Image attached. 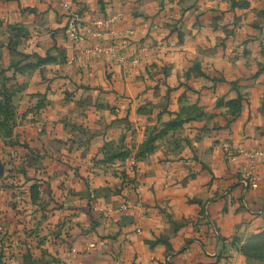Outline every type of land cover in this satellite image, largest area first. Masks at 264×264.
Returning <instances> with one entry per match:
<instances>
[{"label": "crops", "instance_id": "1", "mask_svg": "<svg viewBox=\"0 0 264 264\" xmlns=\"http://www.w3.org/2000/svg\"><path fill=\"white\" fill-rule=\"evenodd\" d=\"M61 1L0 0V80L52 209L0 186V264H264V158L249 188L235 149H264V0H63L115 17L79 43Z\"/></svg>", "mask_w": 264, "mask_h": 264}, {"label": "rangeland", "instance_id": "2", "mask_svg": "<svg viewBox=\"0 0 264 264\" xmlns=\"http://www.w3.org/2000/svg\"><path fill=\"white\" fill-rule=\"evenodd\" d=\"M263 39H264V29L260 39L261 48L264 56ZM0 83H1L0 86V186L6 188H16V187H23L27 184L32 185L33 183H36L38 188H36L33 194V198L31 197L36 204L35 206L29 207V209H31L32 211H30L25 206H23L19 210L25 209V211H28L26 213L27 215H32L36 219L39 218L43 219L49 216L52 209L49 208L47 209L45 206L44 193H47L46 186L45 189H43L44 191L42 192L40 191V187L42 186L44 188L43 185L45 184H48L49 186V180L46 175L44 176L42 175V177L39 176L30 177L27 172L30 171V169L28 170V168L31 166H33L31 173H33L35 166L37 170L42 167L45 168V166L42 165L47 166L48 165L47 161L49 160L43 159L42 157L43 153H40L41 151L38 148L31 149L29 153L27 150L30 148L28 147V144L26 142L20 141L16 137L15 127L17 123L22 122L21 112L16 110V105L14 102L13 93L11 89L12 86L11 88L8 87L6 85V82H4V80H0ZM4 92L9 93L10 95H6L5 97L3 96ZM8 98L9 101L7 100ZM21 147H23L22 153L23 152L27 153L26 157L31 156V154L34 155H32L30 159L29 158L26 159L25 157L21 156ZM16 153H18L16 156L18 158L15 159ZM35 155L37 156L34 157ZM21 200L23 199L21 198ZM24 201L27 200L24 199ZM45 209L48 211V213L44 211Z\"/></svg>", "mask_w": 264, "mask_h": 264}, {"label": "built area", "instance_id": "3", "mask_svg": "<svg viewBox=\"0 0 264 264\" xmlns=\"http://www.w3.org/2000/svg\"><path fill=\"white\" fill-rule=\"evenodd\" d=\"M61 6L65 10L68 18L67 27L72 34V38L76 43H79L83 38L98 39L102 36L103 30L114 20L115 17H95L85 20L80 11L68 1H61ZM264 44V39H263ZM225 149L231 152L232 148L226 146ZM239 153L244 154L250 162V169L245 171L247 187L256 188L258 186V177L254 173V168L259 160L264 158V149L244 147L235 148Z\"/></svg>", "mask_w": 264, "mask_h": 264}, {"label": "trees", "instance_id": "4", "mask_svg": "<svg viewBox=\"0 0 264 264\" xmlns=\"http://www.w3.org/2000/svg\"><path fill=\"white\" fill-rule=\"evenodd\" d=\"M6 95H10V94L7 93V92H4V93H3V96L6 97ZM7 100L9 101V98H8ZM36 188H38L37 185H36V183H33V184L31 185V189H33V192L36 190Z\"/></svg>", "mask_w": 264, "mask_h": 264}]
</instances>
